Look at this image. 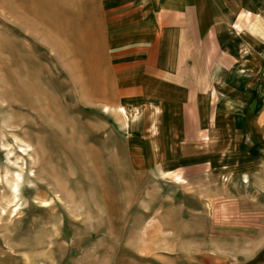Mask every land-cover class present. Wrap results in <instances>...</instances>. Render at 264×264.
<instances>
[{
	"label": "rangeland",
	"instance_id": "rangeland-1",
	"mask_svg": "<svg viewBox=\"0 0 264 264\" xmlns=\"http://www.w3.org/2000/svg\"><path fill=\"white\" fill-rule=\"evenodd\" d=\"M108 25L99 0H0V264H264V173L210 199L161 163L105 100Z\"/></svg>",
	"mask_w": 264,
	"mask_h": 264
},
{
	"label": "crops",
	"instance_id": "crops-1",
	"mask_svg": "<svg viewBox=\"0 0 264 264\" xmlns=\"http://www.w3.org/2000/svg\"><path fill=\"white\" fill-rule=\"evenodd\" d=\"M99 3L115 54L105 100L141 117L161 163L211 183L210 199L220 178L264 173V0Z\"/></svg>",
	"mask_w": 264,
	"mask_h": 264
},
{
	"label": "bare ground",
	"instance_id": "bare-ground-1",
	"mask_svg": "<svg viewBox=\"0 0 264 264\" xmlns=\"http://www.w3.org/2000/svg\"><path fill=\"white\" fill-rule=\"evenodd\" d=\"M123 112L126 113V111H125L124 109H123ZM137 117H138V116H134L133 121H136V118H137ZM133 121H132V122H133ZM14 189H15V190L12 191L11 194H15V195H16V193H17V186H14Z\"/></svg>",
	"mask_w": 264,
	"mask_h": 264
}]
</instances>
